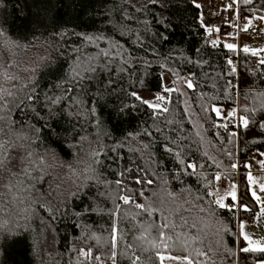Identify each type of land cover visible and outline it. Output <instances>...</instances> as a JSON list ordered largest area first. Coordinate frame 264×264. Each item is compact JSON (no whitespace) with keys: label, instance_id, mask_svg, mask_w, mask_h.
Wrapping results in <instances>:
<instances>
[{"label":"trees","instance_id":"trees-1","mask_svg":"<svg viewBox=\"0 0 264 264\" xmlns=\"http://www.w3.org/2000/svg\"><path fill=\"white\" fill-rule=\"evenodd\" d=\"M238 13L264 17V0H238ZM0 32V86L7 103L0 113L6 121L4 136L20 137L44 174L28 192V204L35 201L31 225L13 242L3 240L0 264H113L114 226L115 264H132L136 256L138 264H161L159 255L190 256L198 264L264 260V253L242 252L244 243L237 234L238 219H253L257 210L244 165L252 155L264 161V64L250 51L229 50L221 42L213 46L193 0H0ZM104 51L115 59L105 58ZM36 54L43 61L31 71L25 64ZM235 56L238 95L231 86L236 72L227 63ZM88 59L111 70L77 84L73 69ZM6 62H11L8 81L3 79ZM166 79L177 91H164ZM132 93L164 95L169 111L154 115ZM28 95L35 99L29 101ZM213 107L234 108L248 119L247 128L240 123L238 134L230 136ZM93 151L102 155L93 157ZM93 159L103 162L95 165L100 180L112 183L88 181L73 195L82 182L78 174ZM188 163L197 165L194 173L186 168ZM233 164L241 170L238 215L219 208L207 195L218 173L236 181ZM137 178L154 183L136 184ZM116 180L132 192L120 191ZM125 194L141 204L151 202L156 210L149 208V214L123 204L117 197ZM41 205L51 208L55 219ZM243 205L250 210L244 211ZM165 222L168 228H162ZM82 248L101 259L81 257Z\"/></svg>","mask_w":264,"mask_h":264},{"label":"snow or ice","instance_id":"snow-or-ice-1","mask_svg":"<svg viewBox=\"0 0 264 264\" xmlns=\"http://www.w3.org/2000/svg\"><path fill=\"white\" fill-rule=\"evenodd\" d=\"M152 2H156V0H152ZM236 3H238V0H232V3L228 6V8H232L233 5H235ZM244 4H250L252 3V0H243ZM194 4L196 8H201L202 6L198 3H195L194 0ZM227 10V9H226ZM127 19H131V17H126ZM261 19H264V17H260ZM201 21H202V17H201ZM249 25L251 24V20H249ZM202 26L203 23H202ZM205 30L206 32H208L209 34L212 33L213 29L208 28L206 26ZM244 31L248 30V27L246 26L244 29ZM218 31V29H217ZM4 35L3 32H0V36ZM85 40L88 41H92L94 38L91 36H84ZM95 39H107V37H96ZM213 46H215L217 44L216 40L212 41ZM115 46L119 47V42L116 41ZM226 48H228L229 50H235V45L232 44H226L224 45ZM244 52H248L249 49L247 47H244L243 49ZM261 51H264V49H262ZM252 55H257L256 51H252ZM103 56L105 58H110V59H115V56L110 52V51H104L103 52ZM78 60H80V57H77ZM232 61H229V64L231 65ZM261 64H264V59L260 60ZM104 70H108L110 71L111 69L108 68L107 64H104L103 67H100L98 64H93L91 59L88 60H82L80 63H78L76 65V67L73 69V74H72V79L79 84L81 81L86 80V79H91L93 78V74H96L98 71H104ZM233 72H235V68L232 69ZM9 79H15V77H10ZM109 83H111V80H109ZM186 86L187 88L191 89L193 88V84L190 80H185ZM26 86V85H25ZM33 92H35V89L32 90ZM68 92H71L72 89L69 88L67 89ZM164 91L171 93L173 91H177V89H172V88H168L167 86L164 87ZM8 95H11V93H8ZM132 96L136 99L139 100L141 103L147 105L148 108L153 109L154 115H159L162 113H167L169 111L168 107L166 106L167 103V98L164 95L161 94H157L155 96V101H157V103H153L148 99L143 98L142 96L138 95L137 93H132ZM0 99H3V92L0 91ZM27 99L29 101H32L33 99H35L34 95H28ZM54 103H57L58 100L53 101ZM164 105V106H162ZM7 110V103H5V105L3 107H0V113H3L4 111ZM92 114L95 115V107L92 108ZM207 111V109H206ZM211 111H214L217 116L220 115V109L213 107L211 109ZM230 116L235 117L236 112L235 110H233L231 113H229ZM5 117L3 115H0V121L4 120ZM241 124L247 128L248 126V119L244 116H241L240 118ZM169 123H171V121H169ZM223 127H226V125H220ZM261 127H264V124L261 125ZM37 132L40 131L39 128L36 129ZM9 132H11V126H9ZM4 133V129L2 127H0V136H3ZM147 135H151V133H147ZM230 136H236L235 132L230 133ZM22 139H30V137L24 136L21 137ZM34 142V141H33ZM21 147H25V145H21ZM145 148H148L149 145L145 144L144 145ZM13 151V146L11 145L10 140L7 139H0V172L2 171H6L10 174V177H16L19 175H23L25 176L27 179L29 180H36L39 179L40 181L44 180V174L41 173L38 177L33 175V168L28 167V166H24L22 168H18V165L20 164H24L25 161H30L32 164L35 165V161L32 159L33 157V153L31 151L27 152L26 154H21V153H17L15 156L11 155ZM165 151L171 152L172 149L165 147ZM100 155H102L101 152L99 151H93L92 156L93 157H99ZM177 155H179L177 153ZM181 163H183V161H180ZM103 162L100 159H93L91 163L88 164V166L83 170V174H78V175H82V182L79 184H76V188L75 191L73 192V195H77L79 190L83 187H87L88 186V181H95L97 183H105V184H110L112 183V181H102L100 180V173L98 172V170L96 169L95 165L98 164H102ZM261 166L264 167V161H260ZM40 164H44V160L43 158L40 159ZM36 167L38 168L39 166L36 165ZM233 169H235L237 167L236 164H233L231 166ZM244 167H250L249 165L245 164ZM187 169H192V172L194 173L196 171L197 165L193 164V163H188L186 165ZM125 171H131V169H125ZM138 171H140V169H138ZM191 174V173H189ZM119 175L123 176L124 172L122 171ZM145 175H147V173H145ZM221 180V176L219 174H217L215 176V181H220ZM247 180H248V184L250 185V191H251V196L252 198L261 205L260 207V215H264V197H262L259 193H264V184H258L257 180L251 175V173L249 172V174L247 175ZM147 183L148 185H152L154 183L153 180L151 179H147V180H142L140 178H137L135 180L136 184H143V183ZM115 184L117 185V188L120 191H123L125 193H129L132 192V189L125 187H121V185H123V181L122 180H116ZM2 187H4L7 191L11 192L16 185L12 183L11 178H9L3 185H0ZM34 187L33 185H29V188L24 189V191H29L30 188ZM144 191L145 189H141L140 190V195L143 196L144 195ZM40 195H43V192H40ZM153 195H155V193H153ZM171 195V193L169 194ZM208 196L213 197L215 204L219 207V208H228L229 210H231L233 208V206H235L238 203V197H237V185L235 183H233L231 185L230 190L226 193V195L224 196H218L216 192H211L209 191L207 193ZM231 198V201L233 202L232 204H225L224 201L227 198ZM117 199H119L120 201L123 202V204H133L135 206L136 209H139L142 212H149V208L152 209V211H155V206L149 202L147 204H141L136 202V200L133 198V196L125 194V195H120L117 197ZM42 207H45L47 211H49L50 214L53 215V219H55V215L52 212V209L49 208L47 205H41ZM88 209H85V211H87ZM120 210V205L117 204L116 205V212H119ZM201 211H204L203 208L200 209ZM249 207L247 205L244 206V211H249ZM115 214V213H114ZM149 214H151V212H149ZM79 215V213H78ZM257 219H259V216L256 217ZM185 224H187V221L185 220L184 222ZM4 227V225L2 223H0V228ZM169 225L167 224V222H165V224L162 225V228H168ZM193 227H195V224H193ZM244 223L241 222L240 223V235L242 236L243 240L247 242V247H241L240 250L242 252H258V253H264V244H261V242L259 241H253L247 233L244 232ZM227 230V229H225ZM117 231L118 229L114 226L111 230V247L113 249L111 256L109 257L110 259L113 260V264H115V260H116V251L115 249L118 246V238H117ZM178 238V237H177ZM98 239V238H97ZM138 239H142V237H138ZM160 239L163 241L165 239V233L163 231H161L160 233ZM167 239H172L171 236H168ZM167 249V245H165V250ZM74 250V249H73ZM79 255L81 257H84L85 259H95L97 261H99L101 259L100 256H93L91 249L89 248L88 250L85 249H80L79 250ZM198 256H208V252H198L197 253ZM172 259V260H177L179 262V264H198L197 261H194L193 259L190 258V256H184V257H173V256H167L165 257L164 255H159V259L161 261V264H163L164 259ZM140 260V257L136 256L133 260H132V264H138V261ZM214 264V262H213ZM260 264H264V260L260 261Z\"/></svg>","mask_w":264,"mask_h":264},{"label":"rangeland","instance_id":"rangeland-1","mask_svg":"<svg viewBox=\"0 0 264 264\" xmlns=\"http://www.w3.org/2000/svg\"><path fill=\"white\" fill-rule=\"evenodd\" d=\"M194 1V0H193ZM219 2L224 7L223 11L221 13L216 14L217 11H214L216 3ZM195 3L200 4L202 7L200 8V22L203 23L204 26L213 29L212 33L207 34L210 37V42L212 43L213 40L222 41L224 45L226 44H232L235 45V49L239 50L244 47L251 48L252 51L257 52V62L260 63V60L264 59V51H261L264 49V35L262 32H264V26H259V23H264V19L254 17L251 19L252 22H255L252 29V36L246 34L244 32V28L248 23V20L250 19H244L241 18L238 14V3L233 5L232 8H228V6L232 3V0H195ZM227 9V10H226ZM202 17V21H201ZM205 28V27H204ZM218 29V31H217ZM257 37V38H256ZM240 41V43H239ZM43 61V55L36 54L32 59H28L26 61V68L29 70H33ZM11 62H6V66H4L5 71H3L6 75L3 77L5 81H8L7 76L9 75V71L7 69L9 68ZM20 68L24 67V64L22 65V62H20V65L18 64ZM23 73L25 72V69L23 68ZM165 86L168 88H172L173 84L169 79L165 80ZM0 91L4 92L2 87L0 86ZM143 98L148 99L150 101H155V95L152 93H145L141 95ZM5 104V97L3 96V99H0V107H3ZM220 109V117L227 118L229 116V113H231L234 108H226V107H215ZM2 115V114H1ZM0 127L4 129L6 124L5 119L1 121ZM0 139H7L10 140L11 145L13 146V151L11 155L15 156L17 153L26 154L27 152L31 151L26 147H21V145H25L20 137L11 135L8 137L0 136ZM33 153V151H32ZM33 159V157H32ZM260 161H263L262 159L259 160V162L251 163L248 167V170L250 171L251 175L257 180L258 184H264V167L261 166ZM24 166H28L33 168V175L39 176L40 171L36 164H32L30 161H25L24 164L18 165V168H22ZM221 176L220 181H215V186L213 188L212 192H216L218 196H224L226 193L230 190L231 185L235 183L237 185V197H238V183L239 179L236 181L231 180L227 175L223 173H218ZM249 174V173H248ZM247 174V175H248ZM217 175V174H216ZM236 177V176H235ZM240 177V175H239ZM9 178H11L12 183L16 185V187L11 191H7L4 187L0 186V223L4 225V227L0 228V261H2V258L4 257V247L6 244H3V240L6 239V242H13L14 239L21 237L22 234L18 235L24 230L29 229L31 225L32 220V213L30 211L31 206L35 203V201L30 199V202L28 204V198L29 194L28 192L32 190L30 188L29 191H24V189L29 188V185H35L36 180H29L23 175H19L16 177H10V174L6 171L0 172V185H3ZM248 181V180H247ZM249 189L250 185L248 184ZM251 193V191H250ZM262 197H264V193H259ZM255 201V200H254ZM227 202V199L224 201V203ZM257 205L256 210V217L259 216V219L254 217L257 221V225H252L249 223V219H238V225H237V234L239 238L244 243L243 247H247V242L243 240L242 236L240 235V223L243 222L244 232L248 234V236L253 241H259L261 244H264V215H260V207L261 205L258 204L255 201ZM8 247V246H7ZM167 259V258H166ZM170 264H176L179 262H169ZM109 264V263H104ZM260 264V263H258Z\"/></svg>","mask_w":264,"mask_h":264},{"label":"built area","instance_id":"built-area-1","mask_svg":"<svg viewBox=\"0 0 264 264\" xmlns=\"http://www.w3.org/2000/svg\"><path fill=\"white\" fill-rule=\"evenodd\" d=\"M229 61H232L231 65L229 64ZM228 65L233 69L235 68V72H236V75H237V78H236V81L232 82L231 83V86L232 87H235L236 88V94L238 95L239 93V88H238V70H239V63H238V57L235 56V57H230L228 59ZM240 117L238 116V114L235 115V117H229L227 119H225L223 122H222V125H226V127H223L222 128L224 129V131L226 133H232V132H235L236 135L238 134V130H239V127H240ZM259 160V156L258 155H252L250 156V162L251 161H258ZM241 173V170L239 168V166L237 165L236 169L234 170V174L236 176V180L239 179V175ZM233 202L230 201V202H226L225 204H232ZM232 212H235L236 215L239 214V211H240V204L239 202L233 206V208L231 209ZM249 223L252 224V225H256L257 224V221L253 218V219H249Z\"/></svg>","mask_w":264,"mask_h":264},{"label":"crops","instance_id":"crops-1","mask_svg":"<svg viewBox=\"0 0 264 264\" xmlns=\"http://www.w3.org/2000/svg\"><path fill=\"white\" fill-rule=\"evenodd\" d=\"M224 6L222 5V4H220L219 2H217L216 3V6H215V9H214V11H217L216 12V14L218 15V13H221L222 11H223V8ZM239 14V13H238ZM240 16V15H239ZM241 17V16H240ZM241 18H244V19H252V18H254V17H249V18H246V17H241ZM258 18H260V17H258ZM248 22H249V20H248ZM257 23H259V26H264V23H262V22H257ZM255 24V22H252L251 21V24L249 25V23H247V27H248V30L247 31H244L246 34H248V35H250V36H252V34H253V32H252V29H253V25ZM245 26V27H246ZM252 28V29H251ZM262 34L264 35V32H262ZM208 38H209V41H210V37H209V35H208ZM257 38V37H256ZM217 41V43L218 42H221V43H223L222 41H218V40H216ZM239 43H240V41H239ZM224 44V43H223ZM239 49H242V48H240V46H239ZM249 49V51L250 52H252V50H251V48H248ZM238 51V50H237ZM229 117H231L230 115L227 117V118H229ZM227 118H224V120L225 119H227ZM255 162H259V160L258 161H251L248 165H250L251 163H255ZM250 171L248 170V167H247V174L249 173ZM213 191V190H212ZM249 192H250V190H249ZM250 195H251V193H250ZM252 197V196H251ZM253 199V198H252ZM227 200H230L231 201V198L229 197V198H227ZM253 201H254V199H253ZM255 202V201H254ZM255 205H256V203H255ZM244 206V205H243ZM241 207H242V205H241ZM256 208H257V205H256ZM254 217H256V214H255V216ZM255 219V218H254ZM256 220V219H255ZM238 225V224H237ZM257 225V224H256ZM255 226V225H254ZM238 239L241 241V239L239 238V236H238ZM165 257H167L168 255H164ZM174 257V256H173ZM169 262H171V263H175V262H178L177 260H172V259H164V261H163V264H170ZM160 263H161V261H160ZM176 264H178V263H176Z\"/></svg>","mask_w":264,"mask_h":264}]
</instances>
